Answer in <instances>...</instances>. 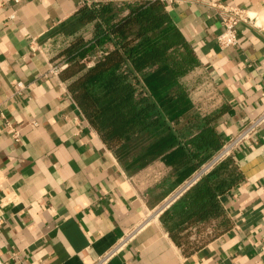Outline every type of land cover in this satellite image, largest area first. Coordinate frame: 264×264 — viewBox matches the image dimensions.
<instances>
[{"label":"crops","instance_id":"1","mask_svg":"<svg viewBox=\"0 0 264 264\" xmlns=\"http://www.w3.org/2000/svg\"><path fill=\"white\" fill-rule=\"evenodd\" d=\"M96 1L0 0L4 264H91L187 177L181 159L163 156L129 171L51 72L48 36ZM164 2L210 89L188 147L213 151L264 109V0ZM225 6L257 12L231 47L216 42ZM192 190L107 264H264V124Z\"/></svg>","mask_w":264,"mask_h":264},{"label":"trees","instance_id":"2","mask_svg":"<svg viewBox=\"0 0 264 264\" xmlns=\"http://www.w3.org/2000/svg\"><path fill=\"white\" fill-rule=\"evenodd\" d=\"M46 45L53 63L66 64L59 74L85 116L129 171L163 156L181 159L178 169L188 177L222 146L206 153L188 147L186 126L191 113L202 115L210 89L194 74L196 54L164 0L84 4ZM229 158L186 192L208 182Z\"/></svg>","mask_w":264,"mask_h":264},{"label":"built area","instance_id":"3","mask_svg":"<svg viewBox=\"0 0 264 264\" xmlns=\"http://www.w3.org/2000/svg\"><path fill=\"white\" fill-rule=\"evenodd\" d=\"M222 30L216 36V42L220 47H231L239 43L238 26L241 23L256 25L257 12L240 6H225L222 7ZM99 51L98 55H101ZM66 64L53 63L51 72L59 74L60 70ZM21 89L24 88L22 82L19 83ZM264 124V109L253 119H251L244 128L234 136L225 141L219 150L192 174H190L182 183H180L169 195H167L160 204L156 205L149 212L147 217L135 225L132 229L125 232L119 241L108 251L99 255L91 264H107L109 260L116 254L121 252L141 230L143 225L150 221L154 216H159L167 208H169L178 198H180L190 187L197 183L204 175L209 173L218 163L232 157L236 149L247 140L258 128ZM18 131H15V137L18 138ZM3 203H0V227L5 223V218L2 210ZM13 259L18 258V253H13ZM0 264H4V260L0 256Z\"/></svg>","mask_w":264,"mask_h":264},{"label":"rangeland","instance_id":"4","mask_svg":"<svg viewBox=\"0 0 264 264\" xmlns=\"http://www.w3.org/2000/svg\"><path fill=\"white\" fill-rule=\"evenodd\" d=\"M194 71H195L194 74H195L196 76H199V77L202 79L203 83H205L206 78H205L204 74L201 72V70L198 68V66L195 67ZM204 85H205V84H204ZM208 94H209V93H208ZM208 94H207V95H208Z\"/></svg>","mask_w":264,"mask_h":264}]
</instances>
